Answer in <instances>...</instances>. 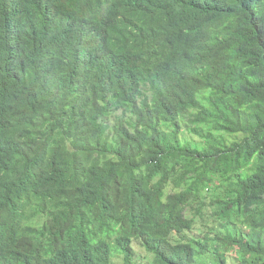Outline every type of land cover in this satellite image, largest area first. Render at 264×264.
<instances>
[{"label":"trees","instance_id":"obj_1","mask_svg":"<svg viewBox=\"0 0 264 264\" xmlns=\"http://www.w3.org/2000/svg\"><path fill=\"white\" fill-rule=\"evenodd\" d=\"M0 264H264V0H0Z\"/></svg>","mask_w":264,"mask_h":264},{"label":"rangeland","instance_id":"obj_2","mask_svg":"<svg viewBox=\"0 0 264 264\" xmlns=\"http://www.w3.org/2000/svg\"><path fill=\"white\" fill-rule=\"evenodd\" d=\"M200 229L199 228H196L193 232H191L190 234H187L186 237H184L185 239H191V237L193 239H197L198 237L201 236L200 234ZM139 253L143 254V255H146V252L144 250H138Z\"/></svg>","mask_w":264,"mask_h":264}]
</instances>
